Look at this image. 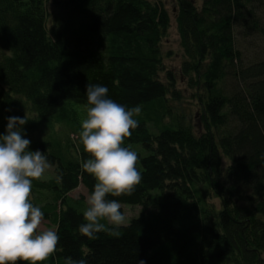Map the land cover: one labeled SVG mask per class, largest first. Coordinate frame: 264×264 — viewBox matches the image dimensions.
<instances>
[{"label": "trees", "instance_id": "obj_1", "mask_svg": "<svg viewBox=\"0 0 264 264\" xmlns=\"http://www.w3.org/2000/svg\"><path fill=\"white\" fill-rule=\"evenodd\" d=\"M175 2L179 66L164 0H0V135L26 115L55 168L29 198L60 237L40 264H264V0ZM88 83L141 108L122 145L141 182L108 197L138 209L119 238L78 232Z\"/></svg>", "mask_w": 264, "mask_h": 264}, {"label": "clouds", "instance_id": "obj_2", "mask_svg": "<svg viewBox=\"0 0 264 264\" xmlns=\"http://www.w3.org/2000/svg\"><path fill=\"white\" fill-rule=\"evenodd\" d=\"M108 91L100 84L86 85L89 107L79 133L83 149L91 157L81 167L96 181L86 198V223L78 226L79 234L89 240L98 239L100 232L121 236L119 229L127 226L125 216L120 202L108 197L131 195L142 179L136 167L137 153L122 147L139 125L134 116L141 108L115 102L108 98ZM7 120L6 132L0 135V264H40L55 253L60 239L55 230L37 232L44 213L29 199L33 181L40 180L49 165L40 150H28L31 141L23 138L22 127L29 120L26 115ZM68 264H87V260H69Z\"/></svg>", "mask_w": 264, "mask_h": 264}, {"label": "rangeland", "instance_id": "obj_3", "mask_svg": "<svg viewBox=\"0 0 264 264\" xmlns=\"http://www.w3.org/2000/svg\"><path fill=\"white\" fill-rule=\"evenodd\" d=\"M164 1L167 5L169 11L173 15L172 11L175 8V4H176L175 0H164ZM172 22L173 23H172V26L169 30V34H168V36L165 39L163 44H164L165 50H173L172 51L173 55L170 57L172 59L168 61V65L179 66V63L181 61V57L178 58V56H177V54L180 53L179 52V34H178L177 25L175 22L174 15L172 18ZM262 47H263V45L260 48H262ZM174 51H175V53H174ZM54 176H55V168L53 166L49 165L48 168L45 170V173L42 176V179L48 180ZM81 194L85 195L86 198L89 195V192L87 191V189L84 188L82 185L78 189L74 190L71 193V195L74 197H78ZM127 206L128 205H123V207H121V212L125 216V223L126 224L129 223L130 218L133 215H136V213L138 212V209H132V208H130L132 206H128V207ZM49 229L54 230V228L49 225V222L43 218L40 227L37 229V232L39 233V232H42L44 230H49Z\"/></svg>", "mask_w": 264, "mask_h": 264}]
</instances>
